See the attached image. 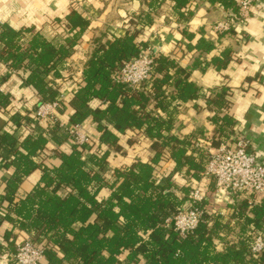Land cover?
I'll list each match as a JSON object with an SVG mask.
<instances>
[{"label": "trees", "instance_id": "obj_1", "mask_svg": "<svg viewBox=\"0 0 264 264\" xmlns=\"http://www.w3.org/2000/svg\"><path fill=\"white\" fill-rule=\"evenodd\" d=\"M145 1L155 11L167 0ZM170 1L180 17L186 14L184 9L190 0ZM211 2L221 3L232 9L234 15L238 14L234 0ZM65 19L70 33L77 29L83 32L89 26V21L76 11ZM152 21L151 15L142 13L125 29L123 36H116L105 43L96 41L95 49L84 66L80 88L75 94L80 109L71 123L80 124L92 115L100 133L98 141L92 138L85 147L74 145L70 154L60 153V165L41 167L30 156H36L46 147L44 137L27 136L21 143L26 155L16 149L17 141L13 135L0 137V151L9 149L18 154L12 161L15 174L7 182L8 192L0 198L2 202L8 200L10 205L17 207V214L26 223L21 227L43 236L54 232L51 247L45 248L49 264H264V252L255 258L250 245L252 233L264 231V199L250 206L248 199L234 197L232 206L235 213L231 218L213 214L208 206L198 228L186 238H181L178 232L166 225L167 219L185 205L190 193L186 190L187 197L182 200L176 196L172 174L181 172L200 182L206 176L210 154L196 147L195 136L180 140L170 133L174 103L200 97V87L190 81L192 70L198 68V63L183 68L175 59L157 55L153 65L154 77L148 89L146 85L132 89L114 79V74L124 63L148 49L145 42L138 41V37L145 24ZM24 34L26 32L0 27V58L7 57V64L13 71L28 62L31 69L29 81L42 96L48 94L49 101L53 100L57 91L51 90L46 77L52 71L58 74L56 68L71 56L70 51L79 36L57 48L37 33L25 47ZM195 48L210 53L216 47L202 38ZM230 61V53L225 51L222 59L215 58L212 62L217 69H224ZM231 95L228 88L206 95L208 104L216 108L211 120L217 126L222 123L217 130L218 138L225 136V140L234 134L231 117L226 113ZM94 100L107 107L90 108L84 114L81 109ZM162 113L166 116L163 117ZM58 125L55 123L53 133L58 132ZM111 127L119 134L128 130L143 132L152 141L154 158L150 162L138 160L127 167L110 168L111 152L124 154L119 137ZM222 142L225 141L214 138L212 146L218 147ZM165 151L171 153L176 166L163 176L157 167ZM38 167L43 168V186L39 185L23 201L16 202V185L21 177L18 173H30ZM103 188H108L111 194L107 200L100 201L98 195ZM62 190L67 191L61 194ZM233 219L242 221L239 224L242 236L236 242L227 238L232 232ZM216 241L225 244L222 251L217 249Z\"/></svg>", "mask_w": 264, "mask_h": 264}, {"label": "crops", "instance_id": "obj_2", "mask_svg": "<svg viewBox=\"0 0 264 264\" xmlns=\"http://www.w3.org/2000/svg\"><path fill=\"white\" fill-rule=\"evenodd\" d=\"M72 11L78 12L89 21L85 31H68L65 18ZM184 11L186 14L180 17L170 0L155 11L145 0H0V27L26 32L25 47L37 33L57 48L67 45L68 40L79 36L78 42L70 51L71 56L56 68L60 76L52 71L46 77L51 90L57 91L55 98L59 97L63 102L62 108L57 111V133H53L55 123L37 117L38 108L45 101H49V98L48 94L42 96L29 81L31 69L28 62L19 70L13 71L7 64V57L0 58V137L13 135L17 141L16 149L26 155L27 152L21 148L26 137L42 136L46 140V147L30 158L41 167L60 165V153L70 154L74 147L66 128L73 125L71 119L80 109L75 94L80 88L84 66L95 49L96 41L105 43L116 36H123L128 22L144 13L151 15L153 21L151 24L144 23L145 27L138 41L145 42L158 55L175 59L183 68L199 64L198 68L192 70L190 81L200 87V97L188 102L174 103L171 135L180 140L195 136L196 147L205 152L210 147L216 148L212 146L214 138L229 142L233 138L244 137L249 141V150L264 157V0L259 1L245 25H232L230 31L215 29L217 24L230 20L234 15L232 9L225 8L221 3L190 0ZM202 38L213 43L215 50L210 53L196 50L195 46ZM225 51H229L231 61L226 68L217 69L212 61L215 58L222 59ZM223 88H228L232 94L226 113L231 117L234 134L227 140L225 136L218 138L217 130L222 123L217 126L211 120L216 114V108L206 100L209 92H220ZM106 107L107 105L94 100L81 111L85 114L90 108ZM161 115L166 116L164 113ZM77 125L81 132L96 141L99 140L97 122L92 115ZM111 129L119 137L124 154L112 151L109 158L110 168L127 167L138 160L150 162L154 158L152 141L143 132L128 130L125 134H119L112 127ZM165 152L157 167L163 176L168 175L176 166L171 153ZM17 156L18 154L9 149L0 151V195L8 192L7 182L15 174L12 161ZM41 167L30 173H18L21 177L16 185V202L23 201L39 185L43 186ZM172 175V181L176 185L173 192L180 200L187 197L186 190L191 192L192 188L199 186L206 192L213 214L231 218L235 213L233 199L217 193L214 179L204 176L197 183L181 172ZM66 191L62 190L61 194ZM110 194L108 188H103L98 199L107 200ZM260 202L250 204L248 200L250 206ZM16 209L8 200L2 202L0 198V264H14L17 247L28 237L34 238L41 247L49 248L52 245L54 232L43 236L36 234L34 230L28 231L21 227L25 221L17 214ZM241 222L238 219L231 221L232 232L227 237L228 240L236 242L242 236L239 226ZM216 245L219 251L225 248V244L220 241H216ZM54 248L63 256L58 248ZM41 264H49L48 259L44 257Z\"/></svg>", "mask_w": 264, "mask_h": 264}, {"label": "built area", "instance_id": "obj_3", "mask_svg": "<svg viewBox=\"0 0 264 264\" xmlns=\"http://www.w3.org/2000/svg\"><path fill=\"white\" fill-rule=\"evenodd\" d=\"M238 6V14L232 15L230 20L216 25L217 31H228L232 25H245L251 17L253 9L260 0H234ZM158 55L152 48L144 50L139 57L124 63L114 74L117 83L132 89L144 85L147 89L153 79V65ZM2 85L0 84V93ZM63 102L57 97L45 101L37 110V117L58 121L57 111L62 108ZM74 145L87 146L92 137L80 131L79 125L66 128ZM199 146V145H197ZM249 141L244 137L233 138L229 142H222L216 148L210 147L209 160L206 165V177L216 182V191L233 199L243 197L250 204L264 199V157L250 150ZM209 202L206 192L201 187L192 188L188 201L178 209L172 217L168 218L166 225L178 232L181 238H186L198 228L202 222ZM251 250L255 258L264 252V231L257 230L252 233ZM45 257V248L38 245L34 238L28 237L17 248L14 255V264H41Z\"/></svg>", "mask_w": 264, "mask_h": 264}, {"label": "rangeland", "instance_id": "obj_4", "mask_svg": "<svg viewBox=\"0 0 264 264\" xmlns=\"http://www.w3.org/2000/svg\"><path fill=\"white\" fill-rule=\"evenodd\" d=\"M136 19V17H134V19H132L131 21L128 22V26L130 27L131 22L134 21ZM209 152V151H208ZM190 189V188H189ZM190 194V193H189ZM207 204H209L208 202H206ZM18 248V247H17ZM17 251V250H16ZM16 253V252H15Z\"/></svg>", "mask_w": 264, "mask_h": 264}]
</instances>
